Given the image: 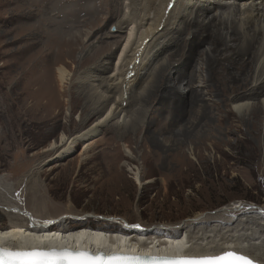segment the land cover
I'll list each match as a JSON object with an SVG mask.
<instances>
[{
	"label": "bare ground",
	"instance_id": "obj_1",
	"mask_svg": "<svg viewBox=\"0 0 264 264\" xmlns=\"http://www.w3.org/2000/svg\"><path fill=\"white\" fill-rule=\"evenodd\" d=\"M79 1L41 0L36 3L35 9L38 7L41 14L38 29L29 22L19 24L15 56L2 64L4 69L11 62L21 66V70H17L20 85L15 88L12 106V109L17 108V114L30 116L38 112L53 119L56 108V114L63 113L55 86L53 94L50 92V85L55 82L58 85L66 83L63 59L71 60L78 71L82 70L84 82H78L81 89L76 93L77 98L84 96L82 88L88 86L98 93L100 102L86 105L83 111L94 113L106 107L85 129L70 136L61 132L56 140L50 141L41 151L50 157L47 161L62 159L80 144L82 156L86 157L107 121L114 120L118 128L126 113L131 112L132 106L127 109L129 105L124 100L127 94L131 100L149 102L147 106L156 99L186 97L191 98L193 104L192 99L210 95L215 85L222 95L216 109L220 113L219 126L197 134L202 138L218 137L224 132L223 120L231 112L258 134L254 127L261 120L264 122V0H99L95 5L96 0H84L83 5L80 3L82 6ZM54 10L57 15L51 13ZM31 14L32 11L27 13L25 19ZM113 19H116L113 24L116 33L103 32ZM121 32L124 35H119ZM40 34L46 35L47 43L37 37L39 45L32 49V37ZM92 36L97 45L89 41ZM206 42V47L197 49ZM6 45V42L1 44L2 47ZM169 46H174V51L163 55ZM113 58L110 71L101 75L100 71H107ZM174 146V153L188 163L184 145ZM125 151L129 156V151ZM139 173L134 167L132 178L141 184ZM16 209L13 206L7 211L16 212ZM20 213L26 218L25 223L0 225V246L192 256L215 255L230 249L264 264L256 251L264 248V210L251 205L235 203L218 209L211 216L198 213L170 231L156 226L141 229L124 220L123 232L82 226L61 231L50 228L57 220L35 221L29 211L26 215ZM109 219L118 222L112 217ZM181 229L185 232L179 234ZM151 233L160 235L146 236Z\"/></svg>",
	"mask_w": 264,
	"mask_h": 264
},
{
	"label": "rangeland",
	"instance_id": "obj_2",
	"mask_svg": "<svg viewBox=\"0 0 264 264\" xmlns=\"http://www.w3.org/2000/svg\"><path fill=\"white\" fill-rule=\"evenodd\" d=\"M40 2L0 0V225L25 223L26 218L20 212L26 215L29 211L35 221L57 220L50 228L61 231L82 226L99 227L104 231H117L122 227L123 232L124 226L119 225L123 220L141 229L156 226L170 231L195 214L211 216L218 209L235 203L264 210L263 120L254 127L258 129L257 134L231 112L223 120L224 132L218 137L202 138L197 134L219 126L220 113L216 109L222 95L215 85L210 95L192 99L193 104L191 98L186 97L156 99L147 106L149 102L131 100L127 94L124 100L129 105L127 109L132 106L131 112L126 113L118 128L114 120L107 121L86 157L82 156L80 144L62 159L47 161L50 157L41 151L50 141L56 140L61 132L70 136L85 129L106 107L94 113L83 111L86 105L100 102L98 93L88 86L82 88L84 96L77 98L76 93L81 89L78 82H84L82 70L78 71L71 60L63 59L66 83L58 85L53 75L55 84L50 85L51 94L55 86L62 114H56V108L55 118L51 119L38 112L20 115L17 108L12 109L15 88L20 85L17 70H21V66L11 62L4 69L2 64L15 56L19 24L29 22L38 29L41 14L35 4ZM83 2L78 3L83 5ZM31 11L33 14L25 19ZM51 13L57 15V10ZM80 14L81 17L83 13ZM122 14L123 11L120 16ZM115 22L116 19L109 21L103 32L116 33ZM37 37L47 43L46 35L33 36L32 49L39 45ZM94 37L89 41L97 45ZM4 42L7 45L2 47ZM207 45L206 42L197 49ZM174 49L169 46L163 55ZM113 62L114 58L109 61V69L101 70L100 74L106 75ZM46 90L51 95L49 89ZM212 141L216 143L210 145ZM177 143L184 145L188 163L174 153ZM134 167L140 171L141 184L132 178ZM13 206L16 212L7 211ZM75 216L82 219L73 218ZM110 217L119 224L113 219L109 221ZM182 230L180 234L185 232ZM153 234L156 235L146 236ZM256 251L264 259V248Z\"/></svg>",
	"mask_w": 264,
	"mask_h": 264
},
{
	"label": "water",
	"instance_id": "obj_3",
	"mask_svg": "<svg viewBox=\"0 0 264 264\" xmlns=\"http://www.w3.org/2000/svg\"><path fill=\"white\" fill-rule=\"evenodd\" d=\"M0 249L7 250L9 252H49L51 250L56 251H70L73 254L86 252L88 257H73L72 259L62 257H11L5 256L3 252H0V262L2 264H57V261L63 260V264H261L251 257L234 250H225L215 255H141L122 252H103L92 251L89 249H71V248H40L33 247L29 249L14 248L8 246H1ZM234 252L237 255L246 257V260L236 259L230 257L224 260L217 259L223 256L225 253Z\"/></svg>",
	"mask_w": 264,
	"mask_h": 264
},
{
	"label": "snow or ice",
	"instance_id": "obj_4",
	"mask_svg": "<svg viewBox=\"0 0 264 264\" xmlns=\"http://www.w3.org/2000/svg\"><path fill=\"white\" fill-rule=\"evenodd\" d=\"M0 252H3L5 256H11V257H62V258H68L72 259L73 257H88V253L86 252H80L73 254L70 251H56L51 250L49 252H9L7 250L0 249ZM230 257H234L236 259L240 260H246L247 258L242 255H237L234 252H228L225 253L223 256L218 257L217 259L224 260ZM47 264H51V262H47ZM57 264H63V260L57 261ZM251 264V262H249Z\"/></svg>",
	"mask_w": 264,
	"mask_h": 264
}]
</instances>
